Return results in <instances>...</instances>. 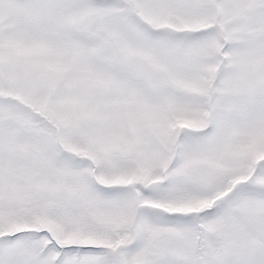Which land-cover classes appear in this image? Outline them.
I'll return each instance as SVG.
<instances>
[{"label":"snow or ice","instance_id":"6c2138e0","mask_svg":"<svg viewBox=\"0 0 264 264\" xmlns=\"http://www.w3.org/2000/svg\"><path fill=\"white\" fill-rule=\"evenodd\" d=\"M0 264H264V0H0Z\"/></svg>","mask_w":264,"mask_h":264}]
</instances>
